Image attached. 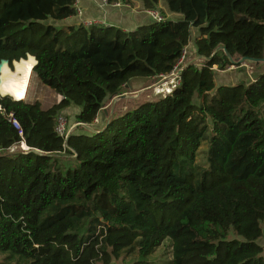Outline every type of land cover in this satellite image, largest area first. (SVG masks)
<instances>
[{"label": "trees", "instance_id": "16d2710c", "mask_svg": "<svg viewBox=\"0 0 264 264\" xmlns=\"http://www.w3.org/2000/svg\"><path fill=\"white\" fill-rule=\"evenodd\" d=\"M163 1L181 20L159 12L162 23L123 32L58 25L75 0H0V62L31 56L62 98L42 109L0 97V264H151L165 241L166 264H264V73L213 81L232 67L217 48L263 64L264 0ZM185 48L170 95L102 115L131 81L168 76ZM70 107L79 132L64 138L55 128ZM21 142L27 153L7 152Z\"/></svg>", "mask_w": 264, "mask_h": 264}, {"label": "crops", "instance_id": "0c3cea01", "mask_svg": "<svg viewBox=\"0 0 264 264\" xmlns=\"http://www.w3.org/2000/svg\"><path fill=\"white\" fill-rule=\"evenodd\" d=\"M75 5L78 9H80L81 16L73 17L69 20L59 23L58 25H64V26L65 25H75L76 26V25H79L81 21H84V20H98L101 22V26L105 28H114V29L121 30L123 32H133L137 29L148 27L153 23L147 13V10L144 9L143 4L139 0H132V4L130 5H122V4L109 5V4H104L102 0H75ZM157 11L160 13L163 12L166 18L171 21L181 20L180 16L173 15L168 12L167 7L163 0H160ZM195 32H196L195 30H191V35H192L191 38L193 37V39L197 36L195 35ZM191 50L193 52L194 48L192 47ZM213 71H215V68L213 69ZM235 80L238 81L236 77H235ZM145 84L146 83L144 80L131 81L130 86H129L130 91L125 93L124 96L116 97L113 99H108V107H105L103 109L102 115L108 116L109 118L113 113L115 112L118 113V111H120L118 110L119 108L118 99L120 98V101L121 100L129 101V100L135 99L134 97L136 96H134V93H135L134 91L136 87L138 86L142 87ZM49 100L51 102L50 107H52L53 105L58 104L62 100V98L51 92V94L49 95ZM35 102L40 103V101H35ZM107 110L109 113L108 115H107ZM78 112H79V109L70 107L68 110L65 111V114L66 115H72V114L76 115ZM101 120L102 118L100 116L99 121L101 122Z\"/></svg>", "mask_w": 264, "mask_h": 264}, {"label": "rangeland", "instance_id": "374dc122", "mask_svg": "<svg viewBox=\"0 0 264 264\" xmlns=\"http://www.w3.org/2000/svg\"><path fill=\"white\" fill-rule=\"evenodd\" d=\"M195 35H197V32H195ZM193 40V37L191 38V42ZM188 61L191 59L190 57L187 58ZM247 69L246 71H242L241 68H235V67H231L228 68L225 71H216L213 72V81L216 87H220L225 85L226 87H230V86H234L240 83H244L247 84L249 83L254 77L264 73V64H258L257 65H252V64H246ZM241 67V66H240ZM1 68V66H0ZM13 68V67H12ZM11 67L9 68L10 71H14ZM32 72V71H31ZM23 77V75H22ZM235 77L238 79L235 80ZM0 79H1V73H0ZM171 79L170 76H164V79L162 81L159 82H155V79L152 80H145V85L144 86H138L135 89V93H134V97L135 100H137V102L134 100L133 102H129L128 100H121L120 98L119 100V108L118 113H124L130 109H133L137 104L146 101V100H155L157 98H163L165 95V93L163 92L161 94H156L155 93V89L159 88L160 90H164L166 89L168 86H162V84L164 85L165 83L167 85H169L168 83H170ZM144 83V82H143ZM162 86V87H161ZM170 86V85H169ZM51 94V92L41 86V84L37 81L36 77L32 74L31 78H30V82L28 84L27 87V96L25 100H21L23 102H27V103H34L35 101H40L41 107L43 109H46L48 107L51 106V102L49 100V95ZM7 97L9 96L11 98V96L8 94L6 95ZM5 96V97H6ZM124 96V95H122ZM127 97V96H125ZM130 97V96H129ZM12 99V98H11ZM17 99H22L21 97L17 98ZM132 99V98H130ZM13 100V99H12ZM105 107H108V101L105 103ZM104 107V108H105ZM65 120H66V124L67 127L69 128L68 130L70 131V134L73 131H77L76 128L78 126H76L77 124H75L74 122V117L72 115H68L67 117L64 116ZM105 118L103 117L100 124L98 123V128L100 127L101 124L104 123ZM88 131H91L89 128L86 129ZM79 132V131H77ZM203 151H204V146L201 149V152H199V156L197 158V161L199 164H203L204 163V156H203ZM262 231H263V238L258 242L259 245H261L263 247V256H264V223L262 224ZM158 253L155 254L153 257L150 258V263L151 264H166L169 260L170 257L167 256L169 254V247H168V241H165V243L160 247V249L157 251ZM167 254V255H166ZM112 264H121L119 261H116Z\"/></svg>", "mask_w": 264, "mask_h": 264}, {"label": "built area", "instance_id": "2783aa9c", "mask_svg": "<svg viewBox=\"0 0 264 264\" xmlns=\"http://www.w3.org/2000/svg\"><path fill=\"white\" fill-rule=\"evenodd\" d=\"M102 1H103L104 4H107L106 0H102ZM147 13H148L151 21L154 22V23H162L164 21V18L162 17V15H160L159 12H157V11H147ZM76 16H78V17L81 16V11L77 7H76ZM80 24L82 26H84V27H91V26H100L101 22L98 21V20H84V21H81ZM186 54H187V48H185V50L182 52V56H181L180 60L178 61L177 65L175 66L173 71L169 74L171 81L168 84L170 86L167 85L166 83L164 85L162 84L163 88H164V86H168V87L166 89H164V90L163 89L160 90L159 88L155 89V93L156 94H161L162 93V95H163V92H164L165 95H163V96L164 97L168 96V95L171 94L172 90H174V88L179 85V83H180L179 75H180L181 69H182V67L184 65ZM159 79H160V81H162L164 79V76H160ZM0 97L2 98L4 96L0 95ZM0 111H1V107H0ZM8 121H9V123H11V125L16 130H18V136L22 137V133H21V131L19 129V126H18L17 122L14 120V118H13V116L11 114L8 115ZM95 123H97V121H95ZM55 132L59 136L64 137V138H66L68 136L70 131L66 129V120H65V118L59 117L57 119ZM28 151H29L28 147L23 142H21L19 145H13L7 150V152L9 154H15V153H18V152L19 153H27Z\"/></svg>", "mask_w": 264, "mask_h": 264}, {"label": "bare ground", "instance_id": "6f19581e", "mask_svg": "<svg viewBox=\"0 0 264 264\" xmlns=\"http://www.w3.org/2000/svg\"><path fill=\"white\" fill-rule=\"evenodd\" d=\"M34 65L35 60L31 56H27L26 60L14 62L12 68L14 71L12 72L5 63L2 64L0 68V95L5 97L9 94L14 101L25 100L27 87L32 76L31 69ZM19 97L22 99H17Z\"/></svg>", "mask_w": 264, "mask_h": 264}, {"label": "water", "instance_id": "95a60500", "mask_svg": "<svg viewBox=\"0 0 264 264\" xmlns=\"http://www.w3.org/2000/svg\"><path fill=\"white\" fill-rule=\"evenodd\" d=\"M219 51H223L224 52V54H225V56H226V58L228 59V61L230 62V64L232 65V67L234 66V65H240L241 66V70L242 71H246V69H247V66H246V64H250V63H252V64H255V63H258L257 61H255V60H253V59H246V58H242V59H240L239 61H234V60H232L231 59V57L229 56V54L226 52V50L224 49V48H217L215 51H214V53H213V56L216 54V53H218ZM210 59V58H209ZM6 64L7 66H8V63L6 62V61H1L0 62V66L2 65V64ZM262 63L264 64V59L262 60ZM2 67V66H1ZM9 67V66H8ZM13 67V63H12V66H11V68ZM10 68V67H9ZM160 81V79L159 78H156L155 79V82H159ZM76 126H80V125H76ZM82 127H84V126H82ZM86 129H88L87 127H85Z\"/></svg>", "mask_w": 264, "mask_h": 264}]
</instances>
